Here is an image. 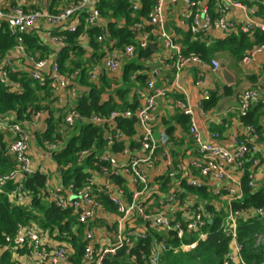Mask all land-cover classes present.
<instances>
[{"label":"built area","instance_id":"obj_1","mask_svg":"<svg viewBox=\"0 0 264 264\" xmlns=\"http://www.w3.org/2000/svg\"><path fill=\"white\" fill-rule=\"evenodd\" d=\"M129 1L132 16L138 17L130 27L135 43L116 47L107 20L99 8L101 0H66L67 5L55 11L46 5V0H0V27L5 24L8 33L15 39L13 51L18 57L14 63L0 49V83L11 92H19L21 87L18 82L12 81L11 76L21 78L26 75L52 94L56 106L63 111L66 127L72 129L77 125L92 124L104 130V150L94 157L92 166L86 168L87 176L83 185L76 187L71 183L49 189V203L60 210L71 212L76 223L83 227L80 264H106L107 259L117 255L120 250L132 248L138 241L149 239L150 250L148 255H144L143 261L145 264H160L167 243L164 239L157 240V237L171 231L182 241L180 250H194L197 242L184 243L183 240L191 234L206 239L204 229L212 220H209L205 206L192 198L179 212L182 208L181 195L174 186H178L176 179L183 172V166L179 165L167 172L166 176L172 180L167 195L163 192L164 183L153 181L150 177V172L163 160L171 166L167 150H161L168 144V137L163 136L161 143L156 137L154 126L160 100L169 94L178 93L186 99L178 101L176 108L189 119V134L198 154L190 160L188 168L199 173L202 179L216 182L219 186L208 189L201 179L193 176H188L187 184L205 187L207 192L226 200L225 208L219 203L214 205L217 211L226 213L223 228L231 238L225 264H246L241 254L243 245L238 238V222L241 219H264V210L232 208L233 202L241 201L244 194L243 183L232 176L231 171L235 168L244 176L248 173L249 186L257 189L256 173L253 169L248 170L247 165L252 160L253 167H259L261 160L264 161V149L259 145L260 133L255 125H248L244 134L234 140L232 148L221 145L217 141L218 134H212L210 139L204 137L197 123L195 109L187 100V91L181 84V77L186 69L193 66H206L212 71H219L221 62L212 59L207 63L198 53H184L167 27V12L171 8L180 7L183 13L180 25L184 30L194 40L211 44L217 33L228 37L243 34L250 38H254L256 33L264 35V19L258 15L255 7L263 0H155L147 16L138 15L142 8L141 0ZM30 4H35L36 8H29ZM236 9L240 11L239 15L231 13ZM90 29L100 30L96 37L101 47L100 59L81 67H71L70 61H67L65 67L70 70L63 71L58 57L69 43L61 33L79 32L77 45L91 52ZM38 33L44 34L46 47L56 60L50 55L41 58L31 53L26 38L35 37ZM151 45H155L158 53L155 58L152 57L154 50L150 48ZM148 49L152 53L144 57L141 64L151 70L146 72L148 76L143 84L139 81V74L130 75L135 107L115 110L107 116L94 114L89 118L84 117L78 108L81 98L78 82L83 73H86L90 84L98 89L106 84L107 92L112 94L120 88L118 83L124 81V78L120 80L124 68L137 63L139 50ZM262 51L264 45H255L242 62L249 65ZM75 57L72 55L70 60ZM169 72L171 77L167 76ZM202 84L203 80L199 79L195 86L201 88ZM200 96L202 101L199 108L204 110V102L211 97V93L201 88ZM238 100L241 117H247L257 104L264 103V89H247L238 95ZM3 118L0 120V129L11 135L6 151L16 166L9 172L0 173V194L4 193L9 184H13L15 189L9 193V201L12 204L29 205L31 196L25 191L24 181L38 172L31 156V145L35 136H42L48 131L47 117L45 111L39 110L23 120H12L8 116ZM122 119L134 121L132 133L120 125ZM66 141L46 140L45 150L53 155L65 147ZM94 151L95 146L81 152L78 165L85 166ZM257 155H261V158H256ZM119 180H124V183L116 184ZM125 181L130 183L131 189H127ZM155 196H158V204L154 206L150 201ZM105 198L114 212H109L105 207ZM96 224L101 231L112 233V244L100 247ZM50 232L43 230L34 221L19 225L16 235L7 237L6 245L0 248V264H3L6 252L14 257L24 255L28 264H75L72 261L75 249L69 234L60 235L57 231L62 241H51L47 240ZM262 241L264 235L259 238V242Z\"/></svg>","mask_w":264,"mask_h":264},{"label":"trees","instance_id":"obj_2","mask_svg":"<svg viewBox=\"0 0 264 264\" xmlns=\"http://www.w3.org/2000/svg\"><path fill=\"white\" fill-rule=\"evenodd\" d=\"M155 0H141L142 8L139 11V16H147L150 12ZM261 11L258 15H264V5H261ZM99 8L103 16L108 21V30L111 39L116 43V47L123 44H134V35L130 27L137 20L138 17L132 16V8L129 0H101ZM81 28H79V32ZM78 32V33H79ZM91 47L94 50L92 59L87 62H97L100 58L99 52L101 47L96 41L99 35V29H90ZM78 33L63 34L69 43V46L63 50L58 57V62L63 71H68L65 67L67 61H70L71 67H81L84 62H74L71 56H82L85 50L77 45ZM183 43L185 46L184 53L188 54L195 52L200 54L205 61L213 56L221 53H228L234 60L241 61L255 45H264V35L256 33L252 40L247 35H233L223 40H217L212 44L202 43L198 40H193L192 36L183 33ZM28 47L31 53H40L44 58L48 53L37 37L27 36ZM15 39L8 33L5 24L0 27V49L5 52L15 46ZM152 50H139L138 59H143L151 55ZM143 67L138 63L128 65L125 70V77L131 71H137ZM124 77V78H125ZM13 82H18L21 89L19 92H11L4 85L0 83V120L11 113L17 115V120L30 118L34 111L42 110L40 92L49 97L50 92L43 90L37 83H34L26 75L21 78L11 76ZM141 79V76H139ZM142 81V80H141ZM82 85H86L88 92L83 93L78 101V108L84 117H91L94 114L109 115L115 110H125L127 108H134L125 100L119 103L111 96L108 101H102V92L96 86L88 83L86 73L84 72L80 81ZM234 94V88L226 86L222 95L217 96L212 93L211 97L204 103L205 109H210L217 106L220 99L224 96H231ZM116 95L123 98V91H116ZM264 107V103L257 104L251 115L247 118V123H253L251 118L253 112ZM251 116V117H250ZM62 118V116H61ZM54 118L49 121L48 131L42 135V141L57 139L52 138L54 132L51 123ZM176 121L186 127L189 124V119L182 114L176 115ZM128 133L134 131V121L129 119H122L120 121ZM168 131L172 132L174 127L168 123ZM104 130L102 127L94 126L92 124H84L80 128L78 134L67 139L66 145L60 151L52 155L54 161L59 167L63 181L65 184H74L76 187H81L87 176L86 168L91 167L93 159L97 154H100L105 147L103 138ZM0 172L6 173L13 170L16 166L15 161L7 154L5 149L6 143L3 141V135L0 134ZM95 146L94 151L86 161L85 166H79L77 160L79 154L85 150H89ZM47 175L38 171L34 175L28 177L24 181L25 191L31 196L29 205L12 204L9 201V193L15 189V185L9 184L4 193L0 194V248L6 245L7 237H14L17 233L19 225H26L31 221H35L43 230L51 232L58 231L60 235L68 233L70 241L75 248V255L72 261L75 264H80L83 254L82 233L83 227L79 226L72 217L71 212L56 208L53 204L45 202L43 199V191L46 188ZM248 173L243 179V199L241 201L233 202L232 208L234 210L247 209H263L264 210V185L259 189H252L249 186ZM184 190L192 193L197 198L208 202L210 197L205 187H193L183 183ZM106 206H110L108 200L105 198ZM207 211L209 213V220L212 223H207L204 233L207 238L202 240L198 234H191L183 240L184 243L197 242V247L185 252L180 250L182 241L178 239L174 232H169L163 237H157V240L164 239L167 243V250L162 256L160 264H225V258L229 252L231 245V238L224 232V221L226 213L224 211H217L215 207L207 204ZM238 238L243 245L242 258L246 264H264V241L259 242V238L264 235V219L252 218L241 219L238 222ZM151 240L138 241L134 247L129 249H122L115 256H110L106 264H145L143 261L144 255H148L150 250ZM23 253V252H21ZM3 264H16L11 258L10 252H6L3 257Z\"/></svg>","mask_w":264,"mask_h":264},{"label":"crops","instance_id":"obj_3","mask_svg":"<svg viewBox=\"0 0 264 264\" xmlns=\"http://www.w3.org/2000/svg\"><path fill=\"white\" fill-rule=\"evenodd\" d=\"M46 5H48L51 10L55 11L60 9L62 6H66L67 2L66 0H46ZM261 5H264V1H260L255 5L259 13L261 11V7H260ZM211 7L213 8L214 5H212ZM29 8L31 9L36 8L35 4H30ZM181 10L182 9L180 7H178L177 9L171 8L168 10L167 27L170 30V32L173 34L175 43L181 46V48L185 50V46L183 43V39H184L183 33H187V32L180 25V20L182 19V14H183ZM231 13L235 15H239L240 11L236 9V10H232ZM259 16L264 19V15L259 14ZM35 37H37L40 43L45 48H47L46 40L44 39L43 33H41V35H39L38 33L35 35ZM226 38H228V36H225L222 33H217L216 39L213 40V42L217 40H223ZM251 39L253 40L254 38ZM13 48L14 47L8 49L5 52H3L2 50L1 51L7 57V59H10L12 60V62L15 63V61L18 60V57L14 53ZM153 50L154 53L152 54V57L155 58V56H158V53H156L155 48ZM93 53L94 50L92 48L91 52L85 51V53L82 56L79 57L76 56L73 61L76 62V60L80 59L84 62V64L82 65L84 66L85 64L89 63L87 62L88 60L92 59L91 56H93ZM221 54H226V56L222 57L220 60L218 59L221 62V69L219 71H212L209 67L206 66L203 67L193 66L186 69V71H184L181 77V84L183 85V87H185L187 91V95H188L187 100L195 109L196 119L199 128L206 139H210L212 134H218L219 138L217 141L221 145H224L225 147L232 148L235 143L234 140L236 138H240V136L244 134L246 127L248 125H255L260 133L259 145L261 149H264V107L255 110L253 112V116L251 118L253 123L249 124L247 123V118L241 117L240 115L239 100H238V95L247 89H261V90L264 89V51H262L255 58V60L251 62L249 65H245L242 62V60L241 61L234 60L228 53H221ZM33 55H37L38 57H41L39 52L34 53ZM49 55L55 59L53 53L50 52V50L48 49V53L45 54V57ZM212 59H216V58H210L206 62L209 63ZM142 60L143 59H138L136 61L138 65L142 66L141 64ZM228 64L231 67H233V69L229 68ZM155 66H158V64L155 63ZM142 67H143L142 69L135 71L137 74H139V76H141V79H139L141 83L144 82L146 75L148 76L146 72L148 73L151 70V69L150 70L147 69L144 65ZM125 70L126 67L122 71V76L120 77V80H122L125 77ZM224 70H226L234 79L233 84L227 83L225 79V75L223 73ZM123 73H124V77H123ZM163 74L165 73L163 72ZM167 76L171 77L172 76L171 72L167 73ZM199 79L203 80V84L201 87L202 90H209L211 95L212 93H216L217 96L222 95L223 90L226 86L233 87L234 94L231 96H225V97L223 96L220 99L219 104L213 108H210L208 110L204 108V110H200L199 104L202 101V98L200 96L201 88H197L195 86L196 81H198ZM123 82L120 81L118 83L120 85V88H118L117 91L119 90L123 91V90H127L126 88H129V87H123L124 85ZM160 84H164V82H160ZM78 87L81 95L83 93L88 92V88L86 87V85H82L80 82H78ZM82 89L83 91H81ZM99 90L104 91L102 92V101H108V99L113 95L115 96L114 98L116 99L117 102L122 103V101H124L119 99V96L116 95V92L109 94L107 92L106 84L100 87ZM40 95L42 98L40 104L43 107L42 110L45 111L48 126H49V121L53 118L52 117L53 115L50 114V110H49L50 106H52L57 111H59L63 118V111L56 106L52 94L50 93L49 97H47L44 94V91H41ZM184 99H186L184 95L174 93V94H169L167 97L160 100V106L157 111V121L154 127H155L156 137L161 143L163 136L168 137V144L162 147L161 150L162 151L167 150L168 154L170 155V159L172 163L169 161V163H171V166H169L168 161L163 160L153 171L150 172V177L153 181L159 180L164 183L163 192L165 193V195H167L171 189L172 180H170L166 176V174L171 169H176L179 165H182L184 170L182 173L178 174V177L176 179V183L178 186L176 187L173 185L176 189L179 190L181 195L180 202L182 208L180 209L179 212L183 211V206H185L186 203L192 198L195 199L198 203L203 202L206 208V213L209 215L207 211V204L215 207L217 206L218 203L221 204V202L222 203L226 202V200L214 196L212 192H208L210 196H214L217 199L218 203L205 202V200H201L192 193H188L186 190H184L183 183L187 184L186 179L188 178V176H193L195 178L201 179L208 186V189H214L215 187L219 186L218 183L216 182H212L209 180L206 181L202 179L199 173L190 170L188 168L190 160L198 156V154L194 149L192 139L189 134V124L186 127H184L176 121V115L182 114V112L176 108V104L178 101ZM133 101L134 100L132 98L130 99L129 97L128 102L130 105H134ZM6 116H8L12 120H17L18 118L15 113H11ZM168 123L170 124V126L172 125L174 127V130L172 132L168 131L169 128ZM0 134L3 135V141L4 143H6V147H5L6 149L7 145L9 144L11 135L4 129L3 130L0 129ZM42 139H43L42 136L39 134L35 136L33 143L31 145V156L33 157V160L35 162L38 171L47 175V186L43 191L44 193L43 199L45 202H49L47 196V191L49 189H53L55 187H63L68 184L64 183L61 172H59V167L57 163L54 161L52 155L48 153L46 150H44L45 147ZM1 149L2 146L0 145V150ZM256 158H261V155H257ZM261 162L262 164L259 167H253L252 160L247 165L248 170L253 169L254 172L256 173L257 183H258L257 189H259L264 185V161L261 160ZM231 173L232 176H234L237 179L239 178L243 183V179L245 176L240 171L234 168L232 169ZM115 183L122 184L124 183V180H119L116 181ZM131 187L132 186L130 185V183L127 182V189L128 188L131 189ZM157 200H158V196H155V198L151 199L150 204L155 206L156 204H158ZM105 207L108 209L109 212L111 213L114 212V209L111 206H105ZM95 228L97 229V239L98 242L100 243V247L109 246V244L113 243L114 239L112 237L111 232L101 231L99 229L98 224H96ZM47 240L62 241L61 237L58 236L57 231L50 232L49 235L47 234ZM11 258L12 260L14 259L19 264H28L27 260L22 254H18L15 257L11 255Z\"/></svg>","mask_w":264,"mask_h":264},{"label":"rangeland","instance_id":"obj_4","mask_svg":"<svg viewBox=\"0 0 264 264\" xmlns=\"http://www.w3.org/2000/svg\"><path fill=\"white\" fill-rule=\"evenodd\" d=\"M264 1V0H263ZM226 56V54H219L216 56H213L212 58H216V59H221L222 57ZM79 60H76V62H79ZM228 67L233 69V67H231L228 64ZM135 71H131L129 72L126 77L124 78V82H123V87H129L126 88L127 90H123V98L119 97L120 100H125L128 103V99L130 97V99H134V94H133V84L130 82V75L135 74ZM143 83V82H142ZM122 87V86H121ZM125 89V88H124ZM83 91V89L81 90ZM242 93V92H241ZM130 94V95H129ZM50 110V114L53 115L52 117L54 118L53 123H51L52 127H53V134H52V138H55L57 140L63 139V140H67L69 137H71L73 134L76 135L79 133L80 128L82 127V125H77L75 128H68L64 125V120L63 118H61V114L59 111H57L55 108H53L52 106L49 107ZM71 135V136H70ZM45 150V148H44ZM33 158V157H32ZM208 202H216L218 203L217 199L214 196H210L207 200ZM206 202V201H205ZM223 208L226 207V202H221ZM201 205H204L203 202H201ZM164 235H158V237H163Z\"/></svg>","mask_w":264,"mask_h":264},{"label":"water","instance_id":"obj_5","mask_svg":"<svg viewBox=\"0 0 264 264\" xmlns=\"http://www.w3.org/2000/svg\"><path fill=\"white\" fill-rule=\"evenodd\" d=\"M150 48L151 49H154L155 48V45H151ZM223 73L225 75V79H226L227 83L228 84H233L234 83V79L232 78V76L226 70H224Z\"/></svg>","mask_w":264,"mask_h":264}]
</instances>
